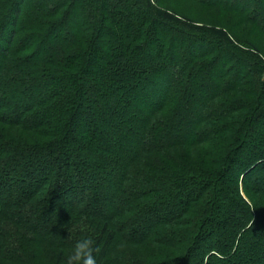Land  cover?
<instances>
[{
    "label": "trees",
    "instance_id": "obj_1",
    "mask_svg": "<svg viewBox=\"0 0 264 264\" xmlns=\"http://www.w3.org/2000/svg\"><path fill=\"white\" fill-rule=\"evenodd\" d=\"M161 1L0 0V260L264 264V55Z\"/></svg>",
    "mask_w": 264,
    "mask_h": 264
},
{
    "label": "rangeland",
    "instance_id": "obj_2",
    "mask_svg": "<svg viewBox=\"0 0 264 264\" xmlns=\"http://www.w3.org/2000/svg\"><path fill=\"white\" fill-rule=\"evenodd\" d=\"M160 7L175 11L179 15H183L193 19L198 24L222 27L229 30L236 37H240L242 39H249L254 43L260 50V52L264 55V36L258 34L257 32H252L250 27L244 24H239L238 16L224 14L218 9H209L204 8L195 2L187 1V0H162L159 4ZM3 128L0 125V129ZM202 147H196L192 149H179L177 153L189 164L198 163L199 159L203 158L202 156ZM60 207V202H57V207ZM1 229V226H0ZM0 231V240L4 235H1ZM20 233H24L21 229L17 232H14L16 236H20ZM44 246V245H43ZM44 248V247H43ZM59 250H56L55 253H58ZM140 251V252H138ZM137 256L142 257L145 253H142L141 250L138 249ZM27 252L35 253L33 254L34 260L32 262H28V264H53V260L49 261L48 256H50V251L45 249L42 251V246L40 248L36 247L34 243H27ZM170 252V251H169ZM143 254V255H142ZM55 257V256H54ZM0 264H9V262L0 260ZM26 264V263H25Z\"/></svg>",
    "mask_w": 264,
    "mask_h": 264
},
{
    "label": "clouds",
    "instance_id": "obj_3",
    "mask_svg": "<svg viewBox=\"0 0 264 264\" xmlns=\"http://www.w3.org/2000/svg\"><path fill=\"white\" fill-rule=\"evenodd\" d=\"M97 251L94 239L91 236H85L76 240L66 257V264H97L95 256Z\"/></svg>",
    "mask_w": 264,
    "mask_h": 264
}]
</instances>
